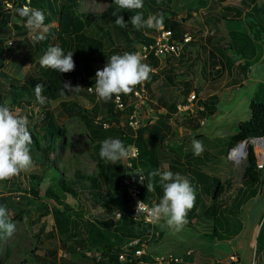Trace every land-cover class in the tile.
Returning a JSON list of instances; mask_svg holds the SVG:
<instances>
[{"label": "rangeland", "instance_id": "rangeland-1", "mask_svg": "<svg viewBox=\"0 0 264 264\" xmlns=\"http://www.w3.org/2000/svg\"><path fill=\"white\" fill-rule=\"evenodd\" d=\"M194 1L196 0H172L171 8L178 17L184 18L183 23L186 29L190 31L193 40L184 46L179 55H171L167 60L164 58L159 60L155 68L156 71H159L156 73L157 75H154V71L150 73V79L147 81L149 90L146 91L145 95L148 100L157 105L159 112L165 111L164 103L171 100L175 102L182 100L191 89L194 90L199 104L203 107L204 104H207V107L203 108L201 116H198L195 110L191 113L175 110L173 113L175 118L171 115L166 119L167 127L163 128L165 136L161 148L154 144L155 152L162 166L161 172L177 173L172 168V160L177 159L184 168L190 165L205 172L211 178L216 176L222 186L218 201L224 205L221 208L226 211V208L232 203L236 189L239 186H241L240 188L243 187L241 172L245 164L244 161L242 166L233 170L230 169L226 161V141L228 136L234 132L236 123L249 117L248 105L251 98L253 96L259 98L264 93V84H259L257 88L251 80L252 76L264 80V41H260L261 44L258 45L250 38L254 56L251 61V69L245 70L248 74L245 77L241 72L239 73L237 70L233 72V69H230V76L227 79L226 68L222 64L221 69L214 73L208 63L210 58L208 50L211 46L209 41L214 38H210L206 42L204 38L206 26L202 23L195 24L194 19L200 22V18L192 13L196 9ZM219 1L221 2V0H215L214 4L219 5ZM238 2L240 1L231 0L227 3L237 5ZM105 5L106 0H79V6L87 10H101L104 9ZM216 9L215 13L207 12V15L211 16L207 22H221L219 25L215 23L211 30L214 35L220 36L214 43V52H231L233 58H241L242 60L240 53L235 51L236 47L232 45L224 48L225 45L222 40L223 38L228 44L226 38L229 34H224L227 30L225 26H233L236 24L235 22H241L240 15H231L228 19L221 18V14L217 12L220 8ZM236 9L238 8L236 7ZM222 13L224 16L227 14L224 10ZM149 17H153L152 12L147 13L145 20ZM104 24L109 27L107 22ZM198 25L200 26L199 31L196 32L194 29H197ZM250 29L253 33L259 30V27L253 25ZM87 31L93 32V26L86 27ZM109 31L113 37L118 38L110 27ZM140 32L146 33L148 36L152 33L151 30L145 28L141 29ZM28 34L31 35L32 33L29 31ZM231 34L235 37L236 35H243L244 32H232ZM118 43L122 45L123 40L120 38ZM50 46H57V44H48V48ZM45 52H29L20 48L12 49L11 53L6 55L2 67L9 78H3L1 81L6 86L11 78L20 79L31 70L41 71L43 67L40 66L39 60ZM125 52L126 50L123 51V53ZM102 66L105 65L97 62L92 63L94 70H99ZM79 74L81 75V72ZM231 77L234 79L231 80ZM224 83L226 84L224 85ZM81 89V94L76 95L77 101L85 107L96 108L98 117L103 115L105 113L104 108L98 103L96 96L93 101H89L87 98V94L94 91L82 87ZM214 90H216L215 93ZM211 93L214 94V99L212 95H209ZM4 96L5 99L8 98V92ZM130 100L131 97L127 96V102ZM212 101L213 105L210 106L209 102ZM9 107L18 116L23 112L28 113L30 111L32 113L30 122H34L33 130H36L43 121L41 109L34 103L27 106V110H22L23 112L19 111V104L13 103ZM49 110L54 123L61 126L63 130V133L56 139V147L49 152V161L42 160L38 150L31 145L33 167L28 171L21 172L11 180L0 182V205L6 206L9 218L16 226V230L11 236L0 233V264H91L98 259L96 250L86 241L81 246L74 244V240L79 236L83 239V235L87 233L86 224L88 221L111 219L113 225L122 232L134 231L135 234L133 235L135 236L132 238L140 236L142 239L148 236V230L145 229L144 224L132 219V206L129 199L125 204V210H128L129 213L125 211L122 214L112 205L94 198L86 189H75V193L60 189L56 180L60 170H63L67 178H72L76 174L75 168H78L85 175L97 171L96 152L92 148L93 142L89 140L79 115L67 114L56 104V101L50 102ZM146 112L144 102L139 108L141 122L145 123L151 119V115ZM124 118L125 115L113 125L121 129L124 126ZM106 135L108 138H117V133L114 131L106 130ZM193 139L202 142L204 147L202 155L193 154ZM261 170L264 173V165ZM30 175L38 176V179ZM81 180L88 183L86 177ZM30 183H36L35 196L28 191ZM14 184H19V188H15ZM263 184L264 176L261 175L260 184L256 186L257 195L260 194V190H264ZM194 188L201 190L202 186L194 183ZM206 192L210 193L209 189H206ZM209 193L206 194L207 198L203 205H198L191 211L190 224L187 223L182 231L174 233L164 225V221L156 223L155 230H157L158 236L148 240L146 252L150 255L172 253L179 260L175 261L176 263L173 262L174 264H225L224 261L229 252H235L238 255V262H232V264H259L263 262L264 253L259 246V242L264 236L263 212L256 235H254V231L264 198L260 195H254L243 202L240 207L235 208L234 212H226L228 216L230 214L227 219L229 225L226 227L219 223L215 225L217 231L223 232L224 237L220 238L207 231L206 224L211 223L212 218L202 213L209 204ZM122 194L126 196L124 190L116 192V195L122 196ZM43 205L46 206V209ZM53 206L59 208L68 206L79 216L75 221L77 230L73 228L74 231H71V235L65 236L55 229L49 211ZM116 213L119 215L116 216ZM227 234L228 236H226ZM251 236L253 237L252 244ZM30 250H32L31 253ZM187 250L189 253H186ZM234 256L237 258L236 255ZM236 258L235 260L229 258V260L236 261Z\"/></svg>", "mask_w": 264, "mask_h": 264}, {"label": "trees", "instance_id": "trees-1", "mask_svg": "<svg viewBox=\"0 0 264 264\" xmlns=\"http://www.w3.org/2000/svg\"><path fill=\"white\" fill-rule=\"evenodd\" d=\"M171 4L172 0H144V8L138 11L143 12L144 19L148 12H152L153 16L163 13L164 26L171 30L172 37H179L181 32L185 30L184 18L177 16L176 12L171 8ZM25 5L44 12L46 17L45 24L49 27L46 40L35 42L31 38L32 34H28L29 30L24 27L25 21L16 12V9ZM115 7L113 0H106V5L101 10L83 9L79 6V0H0V105L7 104L11 106L13 103L19 104V111L21 112L27 110V106L32 103L40 107L43 121L36 130L32 129L34 122H30L32 117L30 111L28 113L23 112L20 116L27 118L28 129L33 138L32 146L38 150L39 157L47 162L49 161V152L56 147L57 137L63 133L61 126L55 124L52 119L49 110L50 102L56 101V104L67 114L75 113L79 115L86 128L89 140L93 142L92 148L96 152L97 171L85 175L78 168H75L76 174L72 178H67L63 170H60L56 176L57 184L60 189L70 191L71 193H75V189H86L94 198L112 205L114 209L119 210L123 214L125 211L129 213L128 210H125V204L130 198L127 194V197L123 194L122 196L116 195V192L118 190L125 191V184L122 182V178H135V171L137 170H142L145 177L143 183L139 182L137 184L140 189L141 198L146 202H154L155 204H158L162 198L163 190L159 183V177L150 178L149 173L153 170H161L162 166L155 152L156 148L154 144H157L161 148V143L165 136L163 128L167 127L166 119L171 115L173 116L176 102L171 100L164 103L165 111L159 112L155 103L151 102V100H146L147 104L152 107L156 117L152 122L140 124L135 130H132L126 122V116L131 108L130 105L126 104L127 96L130 94H120V98L125 105L121 110H114L113 97L107 103L98 102L105 112L99 117L96 108L85 107L77 101L76 95L81 94L82 89L79 92L65 90V95L60 94L63 82L66 81H70L73 87L79 85L87 89V86H93L97 71L92 67L93 62L105 65L108 57L111 55H122L124 50L134 53L139 43H147L150 40V37L146 33L142 34L140 30L132 26L130 17L135 13L128 11L118 13V15L124 17L126 26L120 27L116 25L115 20L117 17L113 15ZM252 8L256 10L255 6ZM52 22L54 24H51ZM105 22L109 24V27L118 38L112 36L109 27L104 24ZM90 25L93 26V32H86V27ZM145 29L152 30L153 28ZM120 38L123 40L122 45L118 43ZM48 44H57V46L64 50L65 54L72 51L75 70L67 74H59L47 68H43L41 71L31 70L20 79L11 78L9 84L5 86L1 79L9 78V75L2 67L6 55L10 54L12 49L20 48L29 52H45L48 49ZM167 59L168 57L166 56L164 60ZM208 60L209 64H214L212 58ZM142 62L156 68L158 59L150 53L148 60H142ZM102 68L103 66L100 69ZM158 71L155 69L154 75H157ZM79 72H81V75ZM38 83L44 85L42 95L47 98L46 103L43 105L39 104L35 97L34 87ZM144 88L148 92L149 87L147 82H144ZM6 92H8L9 96L5 99L4 95ZM209 95H212L213 98L214 94L211 93ZM95 96V92L87 94L89 101H93ZM209 104L212 106L213 101L209 102ZM204 107H207V104H204ZM248 108L249 117L237 122L234 132L227 138L225 151L244 137L264 133V101L252 97ZM195 113L201 116L203 109L196 110ZM124 115V126L118 129L119 127L113 124ZM103 123H107V125L103 126ZM106 130L116 132V139H120L125 147L130 143L136 146V157L131 160L132 169L125 168L121 161H118L117 164H111L100 158L101 142L108 139ZM159 156L161 155L159 154ZM172 168L181 176L188 179L193 187L194 183L202 186L201 190H196L194 208L198 205H203L204 200L207 198L206 194L209 193L206 192V189H209V204L203 209L202 213L212 218V222L206 224L207 231L220 238L224 237L223 232L217 231L215 225L217 223L225 227L229 225L227 220L229 216L226 212H234L235 208L240 207L243 202L256 194V186L260 184L262 175L261 169H257L254 166L252 148L248 145L245 164L241 172L243 187L240 188L241 186H239L236 189L231 201L232 203L224 211L221 208L224 205L218 201L222 186L216 176L211 178L208 174L194 166L187 165L184 168L177 159L172 160ZM30 176L38 179V176ZM83 177H86L88 183L82 182L81 179ZM147 182L153 183V191L148 192L146 187ZM35 184L30 183L28 190L33 196L36 194ZM18 185L14 184L15 188H19ZM43 207L46 209V206L43 205ZM49 211L58 233L68 236L71 235V231L77 230L75 228L77 227L75 221L79 216L71 208H68V206L64 208L53 206ZM191 211L188 212V224H190L189 220L190 216H192ZM94 221L87 222V233L83 235V239L79 236L74 240V244L81 246L85 241L89 243L98 254V259L95 260L97 264H141L137 263L136 258L132 255L131 246L122 247L129 240L133 239L132 237L135 236L133 235L135 234L134 231L126 230L122 232V230L113 225L111 219ZM145 229H147V226H145ZM259 246L264 249V236L259 242ZM31 252L32 250H30ZM121 252L125 254L123 259L118 258V254ZM141 259H146L150 264H153L151 263V257L147 254L142 255ZM171 264L174 263L172 262Z\"/></svg>", "mask_w": 264, "mask_h": 264}, {"label": "clouds", "instance_id": "clouds-1", "mask_svg": "<svg viewBox=\"0 0 264 264\" xmlns=\"http://www.w3.org/2000/svg\"><path fill=\"white\" fill-rule=\"evenodd\" d=\"M113 2L116 6L113 12L117 17L116 25L126 26L124 17L118 13L128 11L135 13L130 17L135 29L154 28L158 31L163 29V13L145 20L143 12L138 11L144 8V0H113ZM16 12L25 21L24 27L32 33L33 41L42 42L47 39L49 27L45 24L46 17L43 11L25 5L16 9ZM39 64L59 74H67L75 70L73 52L69 51L65 54L59 46H50L40 58ZM151 72L150 65L143 63L137 53L111 55L105 66L95 74L94 92L97 101L107 103L113 95L132 93L137 85L150 79ZM43 88L44 85L39 83L34 87L36 100L41 105L45 104L47 99L42 95ZM80 89L79 85L73 87L70 81H66L63 82L60 94L65 95V90L79 92ZM32 144L33 138L28 129L27 118L16 115L7 104L0 105V182L11 180L33 167ZM192 148L196 156L202 155L204 151L202 142L197 139L192 140ZM99 156L107 163L117 164L118 161L128 159L130 152L120 139L108 138L101 142ZM135 172L139 174L140 182L143 183L145 177L142 170ZM149 177H159L163 190L160 202L153 205L150 210L151 220L154 223L164 221V225L174 233L182 231L188 222V212L195 206V188L188 179L171 171L153 170L149 173ZM146 187L148 192L154 190L151 182H147ZM142 203L137 202L136 215L143 211ZM15 230L16 226L10 220L6 206L0 205V233L11 236Z\"/></svg>", "mask_w": 264, "mask_h": 264}, {"label": "built area", "instance_id": "built-area-1", "mask_svg": "<svg viewBox=\"0 0 264 264\" xmlns=\"http://www.w3.org/2000/svg\"><path fill=\"white\" fill-rule=\"evenodd\" d=\"M151 32L152 33L149 35L150 40L147 43H139L136 47V50L134 51V53H137L144 61L148 60L150 53L158 60L165 56H177L182 52L185 44L192 39V35L188 30H183L179 37H172L171 30L165 26L159 31L153 28ZM150 67L152 68V71H155L154 67L151 65ZM87 89L89 91H94V85L87 86ZM145 93L146 90L144 88V83H142L136 86L135 90L130 93L129 96L131 97V100L126 103L127 105L131 106L129 113L126 116V122L132 130H135L140 124H144V122H141L139 119V108L142 106V103L145 102V111L151 115V119H148L149 121L147 120L146 122H152L156 117L152 107L147 104L148 102H146L148 98ZM112 101L114 110H121L125 106L120 98V95H113ZM202 109L203 106L198 103L193 89L189 90L182 100L175 103V110L182 113H191L194 110L196 111ZM106 125L107 123H103V126ZM248 145H250L252 148L255 168L261 169L263 167L264 133L260 135L244 137L226 150V161L230 169L233 170L242 166L243 162L246 160V151ZM126 148L129 149L130 156L128 159L121 161V163L125 168L132 169L131 160L136 157L137 149L133 143L128 144ZM122 182L125 184L126 194L132 202V219L147 226L148 230L147 237L142 239L140 237L133 238L122 247L125 248V246H131L132 255L134 258H136V262L141 264H150V262H148L146 259H141V256L145 254L151 257V263L153 264H171L172 262L179 261L176 256L169 252L156 255H150V253L146 252L145 248L148 244V240L151 237H156L158 235L157 230H155L156 223L151 220L150 216V210L153 205H155V203L146 202L141 198L140 189L137 185L140 182L139 174L136 173L135 178L133 179H129V177H123ZM137 202H143V211L138 215H136ZM115 215L118 216L119 213H116ZM186 253H189V250H187ZM124 257L125 254L123 252L118 254L119 259H123ZM229 258L235 259V256H229ZM91 264L97 263L92 262Z\"/></svg>", "mask_w": 264, "mask_h": 264}, {"label": "crops", "instance_id": "crops-1", "mask_svg": "<svg viewBox=\"0 0 264 264\" xmlns=\"http://www.w3.org/2000/svg\"><path fill=\"white\" fill-rule=\"evenodd\" d=\"M214 1L215 0H196L194 1V4H196V9L193 10V14L196 15L197 17L200 18V22L199 21H196L194 19V21L196 22L195 24H200L202 23L203 25L206 26L205 28V41H209L210 38H214V39H211L209 41V45L210 48L208 50V54L210 56V58L213 59L214 61V64H210L209 67L211 69H213V72L214 73H217V71L219 69H221V64L222 65H225V68H226V76L228 75L227 79L229 78V70L230 69H233V72L234 70L238 71L239 73L241 72L242 75H244V77L248 74H246L245 70H250L251 67H252V59H253V56H254V53L252 54V49H253V44H252V41L250 38L253 39V41L260 45V41H264V1L262 0H239L240 2H238L237 5H233V4H230V3H227V2H231V0H221V2L219 1V5H215L214 4ZM253 5V6H252ZM235 6V7H234ZM256 8V10H254L252 7ZM210 7H214V8H210ZM220 8V10L218 9L217 12H219V14H221V18H229V16H236V15H240L239 16V19H241V22H235L236 24H234L233 26H225V28H227V30L225 31L224 34H229L228 37L226 38V41L228 42V44L225 42V40L222 38V40L224 41V48L227 46L230 47V46H235V51H237L238 53H240V56L242 57V60L241 58H233V56L231 55L232 53L231 52H226L224 51L223 53H218V52H214V43L216 41V39L220 38L219 35H214L213 32H211L212 30V27H214V24L217 23L218 25L221 23V22H207V20L210 18L211 19V16L207 15L208 11H210L211 13H215L214 11H216L217 9L216 8ZM236 7L238 9H236ZM236 9V10H235ZM226 11L227 14L224 16V14L222 13V11ZM198 13V15H197ZM240 21V20H238ZM206 23V24H204ZM253 25H258L259 27V30H256L254 31L253 33H251V27ZM185 26V24H184ZM190 27V26H189ZM199 25L197 27V29H194L196 32L199 31ZM186 29V27L184 28ZM210 29V30H209ZM188 30V29H186ZM189 31V30H188ZM190 32V31H189ZM232 32H244L243 35H236L235 37H233V35L231 34ZM193 40V37L190 41ZM187 45V43L185 44V46ZM189 45V44H188ZM214 49V50H213ZM211 51V53H210ZM219 56V57H218ZM170 57V56H168ZM219 59H222L221 61ZM217 65H219L217 67ZM234 77H231V80H233ZM251 80L253 81L254 85L259 86V84H264V80H262L260 77H257V76H252L251 77ZM226 83H224L225 85ZM216 90H214L213 92L215 93ZM255 97V96H253ZM256 98V97H255ZM258 100H262L264 101V93L261 94V97L259 98H256ZM240 121V120H239ZM237 124V123H236ZM261 173H262V177L264 176V173L263 171L261 170ZM263 180V179H262ZM264 187V184L262 185ZM260 186V187H262ZM264 190L262 189V191L260 190V196H262L264 198ZM258 194V191L256 192L255 196H259L257 195ZM262 212L264 213V202H263V207L261 208V210L259 211V214L257 216V218H259L257 224H256V229L254 231V235H256L257 231L259 230V221L261 219V214ZM230 216V214H229ZM253 236V235H252ZM251 236V244H252V239L253 237ZM262 253H264V249L262 248ZM237 256L236 258V261H230V260H235V259H230L229 260V257L228 256H234V255ZM232 262L234 263H237L238 262V255L235 253V252H229L227 255H226V260L224 261L225 264H232ZM259 264H264V261L263 262H260Z\"/></svg>", "mask_w": 264, "mask_h": 264}]
</instances>
